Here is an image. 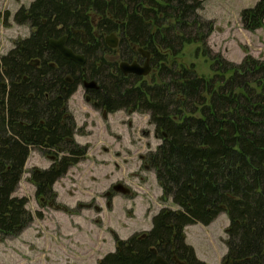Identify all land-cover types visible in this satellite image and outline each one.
Returning <instances> with one entry per match:
<instances>
[{
  "label": "trees",
  "instance_id": "16d2710c",
  "mask_svg": "<svg viewBox=\"0 0 264 264\" xmlns=\"http://www.w3.org/2000/svg\"><path fill=\"white\" fill-rule=\"evenodd\" d=\"M203 0H33L13 15L30 34L0 56V238H15L33 222L24 197L13 196L32 151L50 158L30 180L41 201L85 159L67 102L83 82L94 108L148 116L160 144L146 155L164 200L151 229L117 240L97 264H205L186 243L185 228L228 218L223 264H264V59L238 64L208 46L214 23ZM10 15L0 13V22ZM242 29L264 24V0L240 13ZM119 42L110 49L105 38ZM66 45L84 58L78 65L50 47ZM186 45L209 62L211 75L170 63ZM142 49L156 76L123 75ZM71 80L69 82L68 80Z\"/></svg>",
  "mask_w": 264,
  "mask_h": 264
},
{
  "label": "rangeland",
  "instance_id": "374dc122",
  "mask_svg": "<svg viewBox=\"0 0 264 264\" xmlns=\"http://www.w3.org/2000/svg\"><path fill=\"white\" fill-rule=\"evenodd\" d=\"M32 1L0 0V13L10 15L6 23L0 22V56L30 34L27 26L16 25L12 17ZM203 1L200 14L214 23L208 39L213 54L236 64L246 55L264 59V24L248 32L240 22L241 11L253 8L259 0ZM197 47L186 45L169 61L192 66L198 75L209 77V62ZM156 74L157 68L151 65L147 80ZM83 94L78 86L68 111L77 125L75 142L88 148L86 157L53 185L54 199L44 202L34 195L30 172L48 168L51 161L36 151L31 153L13 196L27 200L26 209L34 220L19 236L0 238V264H97L115 251L117 240L150 230L152 217L160 209H176L163 199L145 160L160 144L148 116L95 110ZM118 185L127 190L126 195L113 191ZM227 227L225 214L208 226H188L186 243L205 264H223Z\"/></svg>",
  "mask_w": 264,
  "mask_h": 264
},
{
  "label": "water",
  "instance_id": "95a60500",
  "mask_svg": "<svg viewBox=\"0 0 264 264\" xmlns=\"http://www.w3.org/2000/svg\"><path fill=\"white\" fill-rule=\"evenodd\" d=\"M67 38L66 36L61 37L58 40H51L50 41V47L54 49L58 54L67 61H72L78 65L84 64V58L81 55L75 54L71 49H69L66 45ZM105 43L107 47L110 49H116L118 45V39L115 35H110L105 38ZM140 56L143 58V63L139 64L136 61H133L131 63L121 61L118 65L119 70L123 75H135L139 77H146L151 72V65H150V54L148 52H144L142 49L138 50ZM83 87L85 89H96L97 86L95 82H83ZM113 191L121 194L126 195L127 190L124 189L121 185L113 187ZM154 264H166L161 258H157Z\"/></svg>",
  "mask_w": 264,
  "mask_h": 264
},
{
  "label": "flooded vegetation",
  "instance_id": "af4514ba",
  "mask_svg": "<svg viewBox=\"0 0 264 264\" xmlns=\"http://www.w3.org/2000/svg\"><path fill=\"white\" fill-rule=\"evenodd\" d=\"M118 39V38H117ZM118 42H119V40H118ZM133 61H136V62H138L139 64H142L143 63V58L139 55V58H136V59H134ZM132 61V62H133ZM150 65H151V56H150ZM129 75H131V74H129ZM69 82H71V80L69 79L68 80ZM84 82V81H83ZM83 82L79 85V86H81L83 89H84V97H85V100H86V102H88V103H90L91 105H92V107L94 108V105H93V103L91 102V100H90V98H89V96L87 95V93H86V91L87 90H90V89H85L84 87H83ZM77 93V91L70 97V99L75 95ZM70 99L68 100V102H67V107H68V103H69V101H70ZM95 110H97L96 108H94ZM98 111H100V110H98ZM102 112H104V111H102ZM106 113V112H105ZM113 114V113H112ZM72 116V115H71ZM72 119H73V121H74V123H75V131H76V134H77V132H78V130H77V125H76V122H75V119H74V117L72 116ZM75 134V135H76ZM75 137V136H74ZM75 140V139H74ZM78 144V143H77ZM88 151V150H87ZM33 152V151H32ZM31 152V153H32ZM37 153H39L38 151H36ZM31 153H30V155H31ZM40 154V153H39ZM41 155V154H40ZM42 156V155H41ZM30 157V156H29ZM44 157V156H43ZM47 158V157H46ZM29 159V158H28ZM49 160H50V158H48ZM51 161V160H50ZM27 163V162H26ZM50 165H51V162H50ZM25 166H26V164H25ZM49 168V167H48ZM47 169V168H46ZM24 170H25V168H24ZM38 170H44V169H38ZM31 173V172H30ZM24 174V173H23ZM22 179V178H21ZM124 196V195H123Z\"/></svg>",
  "mask_w": 264,
  "mask_h": 264
}]
</instances>
